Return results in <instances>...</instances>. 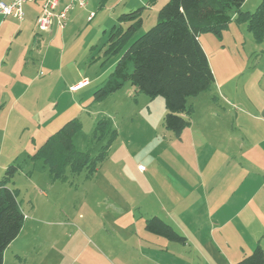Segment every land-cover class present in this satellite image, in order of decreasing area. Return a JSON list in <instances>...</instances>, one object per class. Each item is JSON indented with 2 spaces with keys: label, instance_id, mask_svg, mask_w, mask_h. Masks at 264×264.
Returning a JSON list of instances; mask_svg holds the SVG:
<instances>
[{
  "label": "rangeland",
  "instance_id": "rangeland-1",
  "mask_svg": "<svg viewBox=\"0 0 264 264\" xmlns=\"http://www.w3.org/2000/svg\"><path fill=\"white\" fill-rule=\"evenodd\" d=\"M166 1L86 0L84 10L74 9L69 14L71 22L62 42L49 44L44 39L39 46L33 42L32 28L17 41H10L16 22L7 18L6 23L13 26L5 42L0 40L1 47L5 45L0 55L6 56V65L16 61L15 73L21 74L22 80L16 78L20 84L0 103V166L19 167L8 187L16 192L25 220L3 264H129L127 243H114L108 221L148 220L153 205L174 213L169 201L178 197L177 174L192 167L178 160L184 147L179 136L162 124L163 99L147 98L125 84L101 101L92 100L118 61V56L108 51V34L118 25V17L143 8L142 25L133 41L155 25ZM260 1L245 0L242 12H254ZM38 5L28 2L23 7ZM90 13L93 16L88 20ZM122 26L126 28L127 23ZM200 39L214 83L199 97L189 98L188 105L193 113L197 111V121L213 112L208 116L212 122L242 123L248 133L255 129L256 142L247 146L259 155L257 164L264 170V40L254 42L246 24L235 22L224 29L221 39L209 32L202 33ZM220 87L226 101L219 98L209 104L207 95L218 97ZM72 119L80 125L72 140L75 151L97 157L107 148L105 157L92 177L73 175L66 169L64 181L52 180L43 162L32 157ZM101 122H106L110 132L106 130L103 139H97L94 132ZM111 132L115 133L112 138ZM138 167L145 173L138 172ZM263 210L264 206L256 219L246 211V221H264ZM100 221H106L103 231L109 236L99 231ZM171 245L159 264H206L189 254L179 259L178 244L172 241ZM16 252L21 259L17 260Z\"/></svg>",
  "mask_w": 264,
  "mask_h": 264
},
{
  "label": "crops",
  "instance_id": "crops-1",
  "mask_svg": "<svg viewBox=\"0 0 264 264\" xmlns=\"http://www.w3.org/2000/svg\"><path fill=\"white\" fill-rule=\"evenodd\" d=\"M13 1L0 0L4 4ZM66 2L67 0H60V7ZM37 7L22 6L23 20L19 22L12 18L17 24L15 23L16 26L10 32L8 38L10 41H17L18 37L28 32L30 28L32 35L35 34L33 42L36 41L37 46L40 45V41L44 44V39H47L49 44L63 41L62 35L69 29L71 22V18L69 20L71 12L68 14V24L65 22L66 26L63 30L53 26L48 32L37 34L34 23L40 12V5ZM30 9L32 13L29 12ZM74 9L71 11L73 12ZM7 18L0 15L2 42H5L4 38L13 24L6 23ZM199 42L201 43L200 37ZM2 46L0 44V51L4 52L5 45ZM201 46L206 52L204 45ZM5 59V55H0V103L4 102L5 97H10L14 93V89L20 84L17 83V79L22 80L21 74L15 73L16 61L12 59L11 63L6 65ZM207 59L211 69L210 60L208 57ZM217 93L218 97L213 96L214 94L207 95L211 100L207 101L209 104L219 98L226 101L221 87ZM262 106L261 112L264 115V102ZM196 113L197 111L194 110L190 125L177 135L180 146L184 147L181 149L183 153L178 155V160L181 163H189L188 165L192 167L190 171L182 169L177 174L178 197L172 196L169 201L173 202L170 209H173L177 216L173 212L165 213L163 209L153 205L149 206V210H152L149 219L150 217L161 219L185 238L184 245L178 244L179 259L189 254L188 256L191 255L193 258L197 256L206 264H234L249 255L257 245L264 251L262 244L264 221L254 223L246 221V213L249 212V216L253 219L254 215L256 219V214H261L264 206V170L257 164L261 158L248 150L247 146L252 143L250 141L256 142V131L252 129L253 133H248L247 127L242 123L234 125V122H212L209 120L211 117L208 116L213 115V112H209L207 117L206 115L200 117L197 121ZM250 149L254 147L251 146ZM4 168L6 164L0 166V178ZM138 172L145 173L139 169ZM146 220L147 218L145 221H108L110 230L113 231L111 234L114 236L104 233L103 225L106 226L104 224L106 221H100L99 231H102L103 236L111 237L116 244L122 240L123 243H127L125 249L129 264H159L166 259L168 251L172 248V242L147 232L144 229ZM19 235L7 246L3 254L4 258ZM16 257L17 260L21 259L18 252Z\"/></svg>",
  "mask_w": 264,
  "mask_h": 264
},
{
  "label": "trees",
  "instance_id": "trees-1",
  "mask_svg": "<svg viewBox=\"0 0 264 264\" xmlns=\"http://www.w3.org/2000/svg\"><path fill=\"white\" fill-rule=\"evenodd\" d=\"M245 0H167L160 8L157 22L151 29L132 41L142 25L143 8L122 14L116 20L108 37L109 52L118 56V61L104 86L93 94L95 102L129 85L137 93L153 99H163L166 130L179 135L190 125L193 114L188 99L210 90L214 76L199 44L204 32L221 39V34L232 22L246 24L254 42L264 40V0L254 12H242ZM127 23L123 28L122 24ZM106 122L95 129L97 139H103ZM77 119L67 121L48 137L33 154L32 160H40L52 180L65 179L66 169L73 175L85 173L92 177L97 165L104 160L106 149L97 157L90 153L75 151L73 138L79 130ZM110 131L107 130V133ZM115 133L111 132V138ZM15 164L4 168L0 179V264L4 251L19 235L25 217L16 192L8 187V181L18 172ZM147 232L167 241L185 244V238L157 217L145 222ZM234 264H264V251L257 245L249 255Z\"/></svg>",
  "mask_w": 264,
  "mask_h": 264
},
{
  "label": "built area",
  "instance_id": "built-area-1",
  "mask_svg": "<svg viewBox=\"0 0 264 264\" xmlns=\"http://www.w3.org/2000/svg\"><path fill=\"white\" fill-rule=\"evenodd\" d=\"M39 3L40 12L35 20V29L39 33L48 32L53 26L59 30H63L66 26L68 14L73 10L86 7V0H67L63 7H60V0H14L9 4L0 2V15L4 18L10 17L17 21L23 20L22 6L25 3ZM93 14L90 13L87 19L90 20ZM143 170L142 167H138Z\"/></svg>",
  "mask_w": 264,
  "mask_h": 264
}]
</instances>
